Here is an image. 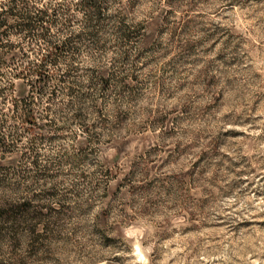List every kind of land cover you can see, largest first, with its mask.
I'll list each match as a JSON object with an SVG mask.
<instances>
[{
	"label": "rangeland",
	"instance_id": "374dc122",
	"mask_svg": "<svg viewBox=\"0 0 264 264\" xmlns=\"http://www.w3.org/2000/svg\"><path fill=\"white\" fill-rule=\"evenodd\" d=\"M25 201L0 264H264V0H0Z\"/></svg>",
	"mask_w": 264,
	"mask_h": 264
},
{
	"label": "trees",
	"instance_id": "16d2710c",
	"mask_svg": "<svg viewBox=\"0 0 264 264\" xmlns=\"http://www.w3.org/2000/svg\"><path fill=\"white\" fill-rule=\"evenodd\" d=\"M86 3L91 5L93 3V0H86ZM25 122L29 124L31 128L34 129V126L36 125V119H35V114L32 110L28 111L25 114ZM28 206L29 203L26 201L22 203L7 205L5 207L0 206V218L12 221L13 225L15 224L19 225L20 224V223L18 224L19 220H21V223H24L28 220L27 218L29 217ZM30 228H31L30 230L34 232L35 225H33V227Z\"/></svg>",
	"mask_w": 264,
	"mask_h": 264
}]
</instances>
